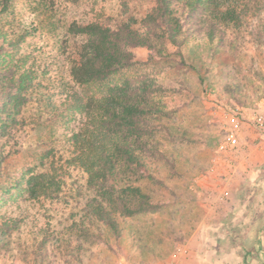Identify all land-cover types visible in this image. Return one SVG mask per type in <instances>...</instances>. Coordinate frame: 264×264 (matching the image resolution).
Segmentation results:
<instances>
[{
  "label": "rangeland",
  "instance_id": "374dc122",
  "mask_svg": "<svg viewBox=\"0 0 264 264\" xmlns=\"http://www.w3.org/2000/svg\"><path fill=\"white\" fill-rule=\"evenodd\" d=\"M147 3L7 0V13H11L16 31L32 29L20 52L27 50L36 58L46 91L26 96L16 126L0 138V188L21 182L27 168L40 169L39 159L47 151L58 165L69 157L65 142L79 117L74 115L67 126L57 120L68 82L60 53L61 44L70 51L79 40L66 34L67 26L100 15L117 21L132 19L139 29ZM220 42L221 51L214 57L199 42H187L183 53L189 54L186 61L196 67L194 71L180 62L178 50L170 46V55L165 57L143 48L131 50L140 64L135 72L163 88V101L171 113L166 122L169 130L157 135L168 159L155 162L154 181L144 184L160 202L158 212L123 219L119 236L104 234L82 240L79 255L74 249L71 253L63 248L53 251L48 245L46 253L37 257L30 247L34 228L48 226L57 235L81 216L87 197L86 176L71 166L65 170L55 200L42 205L27 200L18 185L12 191L14 199L1 206L0 214L17 221L19 229L3 239L0 264H183L187 249L193 248L189 241L193 234L218 235L242 227L230 218L244 214L246 205L250 210L264 203V175L249 179L242 170L247 141L255 135L257 144L264 137L252 123L264 106V8L247 18L242 28L223 29ZM230 132L236 135L237 146L218 151ZM216 242L207 243L217 248L224 239L219 237Z\"/></svg>",
  "mask_w": 264,
  "mask_h": 264
},
{
  "label": "trees",
  "instance_id": "16d2710c",
  "mask_svg": "<svg viewBox=\"0 0 264 264\" xmlns=\"http://www.w3.org/2000/svg\"><path fill=\"white\" fill-rule=\"evenodd\" d=\"M263 8L264 0H148L139 29L132 19L100 15L67 26L66 34L79 40L70 51L61 44L60 53L68 82L57 120L67 126L74 115L79 117L66 138L69 157L58 165L47 151L39 159L40 169L27 168L21 182L0 188V208L14 199L12 191L18 185L27 200L42 205L57 198L68 167H77L86 176L87 197L79 219L57 235L48 226L31 231L30 247L37 257L48 245L53 251L74 249L79 255L82 240L119 236L123 219L152 214L161 207L144 184L154 181L155 162L168 159L157 135L169 130L171 113L163 101V88L135 72L140 64L131 50L143 48L165 57L170 46L194 71L196 67L186 61L189 54L183 53L187 42H199L214 57L221 51L223 29L242 28ZM7 10V0H0V138L16 126L26 96L45 90L36 58L27 50L20 52L32 29L16 31ZM17 224L0 214V246L18 231Z\"/></svg>",
  "mask_w": 264,
  "mask_h": 264
},
{
  "label": "crops",
  "instance_id": "0c3cea01",
  "mask_svg": "<svg viewBox=\"0 0 264 264\" xmlns=\"http://www.w3.org/2000/svg\"><path fill=\"white\" fill-rule=\"evenodd\" d=\"M248 133L253 132L249 130ZM254 136L252 135L247 141L246 152L242 153L243 160H246L242 170L249 179L260 173L264 175V137L255 144ZM242 154L239 153V156L242 157ZM237 169L238 167H235L232 171L233 175H236ZM248 209L246 205L244 214L230 218L232 222L244 225L235 229L237 231L218 235H210L206 232L193 234L189 239L193 248L187 249L183 264H264V203L260 208L255 206ZM224 221L229 223L228 218H224ZM219 237L224 239V243L217 248L207 243L208 241L217 243Z\"/></svg>",
  "mask_w": 264,
  "mask_h": 264
},
{
  "label": "built area",
  "instance_id": "2783aa9c",
  "mask_svg": "<svg viewBox=\"0 0 264 264\" xmlns=\"http://www.w3.org/2000/svg\"><path fill=\"white\" fill-rule=\"evenodd\" d=\"M252 123L257 129L264 133V106H262L260 111L253 116ZM237 144L238 139L236 135L233 132H230L224 137L222 143L218 146V151L234 148Z\"/></svg>",
  "mask_w": 264,
  "mask_h": 264
}]
</instances>
